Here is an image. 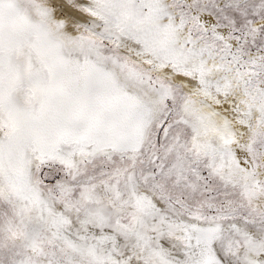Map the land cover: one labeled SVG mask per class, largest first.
Segmentation results:
<instances>
[{"label": "snow or ice", "instance_id": "snow-or-ice-1", "mask_svg": "<svg viewBox=\"0 0 264 264\" xmlns=\"http://www.w3.org/2000/svg\"><path fill=\"white\" fill-rule=\"evenodd\" d=\"M0 264H264V0H0Z\"/></svg>", "mask_w": 264, "mask_h": 264}]
</instances>
